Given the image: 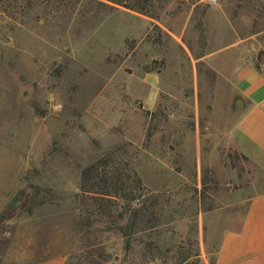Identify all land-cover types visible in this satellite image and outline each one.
Instances as JSON below:
<instances>
[{"label":"rangeland","instance_id":"1","mask_svg":"<svg viewBox=\"0 0 264 264\" xmlns=\"http://www.w3.org/2000/svg\"><path fill=\"white\" fill-rule=\"evenodd\" d=\"M263 61L264 0H0V264L97 254L95 183L157 219L109 264H214L257 182L227 143L236 71Z\"/></svg>","mask_w":264,"mask_h":264},{"label":"crops","instance_id":"2","mask_svg":"<svg viewBox=\"0 0 264 264\" xmlns=\"http://www.w3.org/2000/svg\"><path fill=\"white\" fill-rule=\"evenodd\" d=\"M235 85L248 106L226 132L227 143L250 165L251 191L240 199L245 204L237 230L225 232L219 242L214 264H264V61L257 66L242 65L236 71ZM150 89L155 77L143 79ZM57 256L36 264H64Z\"/></svg>","mask_w":264,"mask_h":264},{"label":"trees","instance_id":"3","mask_svg":"<svg viewBox=\"0 0 264 264\" xmlns=\"http://www.w3.org/2000/svg\"><path fill=\"white\" fill-rule=\"evenodd\" d=\"M95 184L98 186L97 183ZM97 186L95 191L82 194L78 199L81 206L78 210L80 242H82L78 252L97 248V254L86 253L77 264H109L112 256L106 249L108 248L107 242L112 235L124 240V255L128 258L134 242L131 236L137 221L141 227L145 225L143 229H139V232L151 229L148 227L150 220L157 221L152 214L148 215L146 210L133 208L132 201H130L132 197L124 189L114 187L112 190H101ZM124 219L130 222L123 225ZM140 244L146 250L151 246L142 241ZM127 258L125 261H128Z\"/></svg>","mask_w":264,"mask_h":264},{"label":"built area","instance_id":"4","mask_svg":"<svg viewBox=\"0 0 264 264\" xmlns=\"http://www.w3.org/2000/svg\"><path fill=\"white\" fill-rule=\"evenodd\" d=\"M202 1L208 5H216L218 3V0H202Z\"/></svg>","mask_w":264,"mask_h":264}]
</instances>
